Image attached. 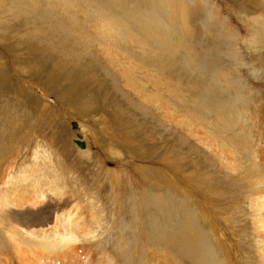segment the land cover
<instances>
[{"label": "rangeland", "instance_id": "1", "mask_svg": "<svg viewBox=\"0 0 264 264\" xmlns=\"http://www.w3.org/2000/svg\"><path fill=\"white\" fill-rule=\"evenodd\" d=\"M150 1L92 0L89 9L84 13L79 12L71 20L73 12L61 11L58 0H0V151H4L0 154V253L4 251L7 254L11 248L9 246H15L12 247L15 249L22 244L21 247L28 248L25 242H36L46 233L57 230L54 227L56 223L50 222L46 226L47 214L53 212L51 216L54 221L55 218L57 222L60 218L59 222L65 221L66 214H69L73 221L76 219L74 222L80 218L86 223L88 235H83L87 237L78 242L79 254L90 251L96 258H103L100 253L105 251L107 258L115 259V255L119 259L117 264H122L124 256L120 253L123 247L128 246V238L130 243L138 246L137 250L143 256L144 247L140 249V245L144 239L140 236L148 234L151 228L147 224L148 215L154 222L157 220V225H164L160 223L164 220L160 212L163 209L144 207V203L159 199L166 208L165 216L170 214L174 217L170 225L172 229L182 230L185 221L190 218L187 224L199 227L213 247L216 244L220 246L223 251L220 258L224 259L227 254V260L232 264H264V229L258 230L257 227L258 223L259 227L262 225L264 219L251 206L258 198L253 192L264 190V182L260 179L261 175L253 176V172L247 179L244 178L248 176L245 169L251 170L250 164H256V159L255 162L250 152L243 154V157L237 153L234 157V130L224 132V125L220 122L215 124L212 116L205 117L206 125L212 127L211 131L199 123L193 125L196 130L186 128L183 125L185 119H177V116L193 115L199 119L203 114L200 111L206 106L205 115L207 112L214 115L219 112L220 108L215 103L207 105L204 99L214 95L212 89L206 93V88H217L211 84L209 71H205L208 72L204 78L199 73L197 63L189 73L181 65L186 58L181 54L177 55L179 60L170 61L175 63L171 69L162 63L167 55L158 53L148 54L146 58L150 62H143L142 68L136 62L135 57L144 52L147 46L150 49L148 52L152 53L159 44L149 37V31L142 24L144 16L151 12ZM255 1L259 5L249 3L250 0H213L220 16L231 21L235 32L234 48L243 57L242 63L236 67L237 84L242 88L241 93L249 98H256L259 91L264 93V0ZM72 11L79 10L75 8ZM88 13H94V16ZM95 17L107 20L108 27H113L114 32L110 36H103L101 24ZM171 18V12L166 7H160L161 25L156 26L167 30L165 21ZM85 19L90 24L83 27ZM77 21L81 24L82 38H89L96 46H85L82 41L74 40L72 26L76 27ZM113 22L122 23L126 32L142 38L130 39L138 45L142 44L140 48L134 51L129 45L121 46L130 53L126 51L127 55H124L114 50V45H101L102 53L97 46L102 42L98 35L114 44L117 26ZM137 23L142 27L138 28ZM60 24L68 27V33L58 35L68 51L66 56H61H65L66 61L78 63L80 60V67L64 71L49 67L48 62L42 60V69L39 70L32 63V60L38 63L42 57L37 50L41 43L35 35L52 42L50 25H54V28ZM193 24L198 32H204L201 25ZM69 28H72V32ZM174 38L172 36L168 42L180 50L181 43ZM207 44L210 47L212 42L207 40ZM29 45H34V49ZM54 47L64 53L63 47ZM209 47L201 53L208 55ZM44 53L52 56L54 51L49 48ZM126 58L131 61L125 63ZM148 62L151 65L147 69L145 65ZM217 62L222 71H229V59H218ZM160 65L165 66V72L160 73L171 81L161 86L165 82L159 79L161 103L155 100L157 90L147 81L150 72L156 71L154 69ZM135 67L136 75L132 76L131 70ZM124 68L127 70L126 77L123 75ZM139 75L140 82L144 85L147 83L144 94L153 95L152 102L143 101L127 87ZM130 76L134 78L131 77L133 81ZM221 103L226 104V100ZM198 104L199 107H196ZM184 105L187 107L182 109ZM231 117L229 114L228 119H224L228 128L232 126L229 121L234 117ZM73 122L77 125L76 130L72 129ZM218 129L222 130L221 135ZM202 131L207 132L210 142L204 140V143L197 136ZM77 135L84 141V149L74 143ZM256 137L252 136L253 139ZM222 146L226 151L221 155ZM20 199L28 203L44 201V204L36 206L41 207L43 214L32 216L19 212L13 208L12 202H19ZM262 202L264 199H261ZM5 204L15 211L10 215L12 218L8 215L2 217L1 207ZM254 220L258 222L256 226ZM78 224L82 226V223ZM39 230L44 232L41 236L30 234ZM80 261L85 262L84 256ZM29 264H35V261Z\"/></svg>", "mask_w": 264, "mask_h": 264}, {"label": "bare ground", "instance_id": "2", "mask_svg": "<svg viewBox=\"0 0 264 264\" xmlns=\"http://www.w3.org/2000/svg\"><path fill=\"white\" fill-rule=\"evenodd\" d=\"M58 1H59L58 3L60 5V7L62 8L61 11L66 12V10H67L68 12H71V13L73 12L71 14V16H72L71 20H74L75 18H73V17H75L79 12L83 11V13H84L87 9H89L88 6H90L92 0H58ZM104 1L105 0H103V2ZM150 2L151 3L149 6H151L150 7L151 12L147 13V15L144 16V20L142 21V24L149 31V37L154 38L156 42H159V44L157 45L158 48L155 51L153 50L154 52L149 53L148 50H150V49L147 46V49L144 52H142L138 57H135L139 68L140 67L142 68L144 66V64L147 62L148 59L146 58V56L148 54L150 55V54L158 53V54H161L164 56L167 55V57L163 59L162 63L165 66L167 65L168 69H171V66L173 68V65H175V63L174 64L172 63L173 61L172 62H170V61L172 59L179 60L177 58V55L181 54L182 56L185 55V57H186L185 62L183 61L181 63V65L183 66L184 69H187V71H189V73L192 72V70H191V69H193L192 67L197 66V63L199 65V69H200L199 73L201 74V76H204V78H205L207 76L206 75L207 72L209 71V73H210L209 75H211L210 81H212L211 84H212V86H216L217 88L208 87V89L206 88V90H207L206 93H210V91L212 89V91L214 92V95H216V97L213 95L212 98L205 97L204 99L208 103L207 105L215 103V105H217L218 108H220L219 112L216 115H214L212 112H207V114L205 115L204 112L207 109V106H206L205 109L200 111V113H203V114H202V116L200 115L199 119H196L194 115L192 117H188V116H186V117L179 116L178 117L177 116V119L179 121L180 120L184 121V119H185L184 124H183V122H180V123L183 124L186 128L188 127V128L196 130V126H193V125L196 123H199L200 125L204 126L207 129L209 128V130H210V128H212V127H208L206 125L208 123L205 121V117H209V116L211 117L212 116L215 120V124L220 122L222 125H224V126H222V128H224V129H222V130H224V132L226 131V133H228V132H232L234 130V137H233L234 138L233 139L234 145L233 146H234V150L236 151V152L234 151V157L237 155V153H239L240 157H243V154L248 155L247 152H250L253 155L252 159L253 160L256 159V161H257L256 162L254 160L256 162V164L254 163V165L250 164L251 170H250V168L245 169L246 174H248V176H246L244 178L247 179L251 175V172H253L254 173L253 176L254 175H257V176L261 175L260 179L263 180L262 182H264V177L262 179V175H264V93L261 94L260 91H259V93L257 92L258 95L256 98H249L246 95H244L243 93H241L242 88H240L239 85L237 84L238 72L236 70V67H237V65L242 63L243 57L239 56L237 54L238 51L236 50V47L234 48V45H235L234 34H235V32H234L232 25L230 23L231 21L229 22L228 19H224L220 16V14L218 13L219 11L216 8L217 7L216 2H213V0H151ZM249 3H253V5H255V6L259 5L256 3L255 0H250ZM80 5H82V9H81ZM33 7H34V5H33ZM160 7H166L172 14V18L169 21H165L168 24L167 25L168 27L166 26L167 30H165V31H164L165 28L162 29L161 27L156 26V24L161 25L162 19H160ZM219 7H220V5H219ZM35 8H33V9H35ZM75 8H77L79 11L78 12L72 11ZM260 8H262V7H257L256 9H260ZM142 12L144 14V10ZM88 14L90 16H94V13H88ZM145 14H146V12H145ZM95 19L97 20L98 23L101 24V29H102L101 33L103 34V36H110L114 32L113 27H111V26L108 27V21L107 20L102 19V18H98V17L97 18L95 17ZM62 20H64V18ZM255 21H256V19H255ZM193 22H196L197 24L201 25L204 29V32H198L196 30V25L193 24ZM65 23H63V24H65ZM87 24L89 25L90 23L87 19H85L83 27H84V25H87ZM137 24H138V28L142 27V25L140 23H137ZM70 25H72V24H70ZM80 25L81 24L78 22V25L76 27L72 26L74 28V32H75L74 33V38H75L74 40L82 41V44H84L85 46H92V45L96 46V43L94 44V42H92L89 38L86 37V40L83 39L84 37L82 38L81 32H80V27H79ZM113 25L117 26L114 44L110 41L103 40L102 36L98 35L102 39V42L97 44V46L99 48L101 47V45H104V46H113L114 45V50H118L119 52H121L124 55H127L128 51L126 50L127 51L126 52L124 48H121V46L125 47L126 45L127 46L129 45L131 48L134 49V51H136L137 48L138 49L140 48L139 46L142 44L138 45V44L132 42L130 39L140 40L142 38L138 39L137 36L126 32L125 27L122 23H119V22L114 23L113 22ZM258 25H260L259 22H258ZM50 26H51V28H49V33L52 36V39H53L52 42H48L46 39L39 38L38 36L35 35V37L38 38L37 40L40 41V43H41V46H39L37 48V50H38V55L41 54L42 57H41L40 61H38V63L35 62L34 60H32L33 58L31 59L33 61L32 63L34 64V66L39 70L42 69L40 67V62L42 60H45L48 62V66L49 67L53 66L54 69L59 68V69L66 71V70H71L72 68H79L80 64H81L80 60H78V63H76V61H73V60H68V61L64 60L65 56L68 52V51H66L67 46H64L65 42H63L58 35L60 33H68L66 31V29L68 27L66 28L65 25H61V24L59 26L56 25L54 28H53L54 25H50ZM35 28H37V27L35 26ZM132 28H134V26ZM69 29L72 32V28H69ZM35 30H37V29H35ZM263 30H264V28H263ZM84 31L85 30H83V32ZM34 32H36V31H34ZM75 35L77 37H75ZM172 36L176 37V39H179V42L181 43V44H179L180 50L178 49L177 46H172L169 44L168 40ZM202 37H203V39H202ZM207 40L212 42V45L210 47L207 44ZM57 41H59L61 44L56 43ZM56 45H59L61 48L63 47L62 50L64 49V53H62L61 51H58V49H56L54 47ZM29 46L34 49V45H29ZM206 47H209L207 50L208 55H204L201 53L202 50ZM49 48L53 49V51H54V53H51L52 56H49V55L44 53V52H48ZM99 50L103 53L101 48ZM61 55H65V56H61ZM114 57L118 58V56H114ZM154 57H155V55H154ZM154 57H152L151 59H154ZM225 58L229 59V61L231 63V67H230L229 71H226L225 69H224V71H222L220 69V64L217 62L218 59L223 60ZM125 60H126L125 63L131 61V59H129V58H126ZM210 60H212V62L208 63V61H210ZM148 61L150 62V59ZM143 62H144V64H143ZM149 62L147 63V65H145V67L147 69L151 65V64H149ZM75 63H76V65H75ZM156 63H157V61H156ZM119 65H120V63H118L117 66H119ZM164 65H162V66L160 65L158 67V69H156L157 67L155 66L156 68L154 70H156V71H151V72L149 71L150 77H149V80H147L148 85H150V83H152V85H150V86L152 88L154 87L157 90L158 94H157V98H155V100H158L160 103L163 100L161 98L162 92H160V87L166 86L167 83L171 82L168 77H166L165 75L160 73L161 71H163V69H164L163 67H165ZM147 66H149V67H147ZM206 66H209V67L206 68ZM135 69H136V67L133 68V70H131V73L133 72L132 76L136 73V72H134ZM175 69H178V68H175ZM139 70H141V69H139ZM206 70H208V71L205 72ZM124 71L125 72L123 73V75L126 77L127 76V70L124 68ZM141 71H140V73H141ZM137 72H139V71H137ZM163 72H165V71H163ZM141 75H144V74L141 73ZM132 76H130V79ZM140 77H141L140 75L138 77L137 76L134 77L135 82L134 83L131 82V84L127 87L129 89H132V91H134L137 95H139L143 101H146L148 103L152 102L153 95L151 96V95H145L144 94L145 85L147 83L144 85L142 82H140ZM134 78H133V80H134ZM160 78H162L165 83H164V85H161L159 87V82H160L159 79ZM171 85H173V84H171ZM169 86H170V84H169ZM247 87H244V88H246V90H248ZM167 90L168 89H166V92H167ZM170 90H171V88H170ZM167 93H169V92H167ZM255 93H256V91L254 92V94ZM202 94H204V93H202ZM173 96H175V95H173ZM178 96H180V95H178ZM206 98H208V99H206ZM224 99L226 100V104L221 103V102H224ZM227 99L229 101H227ZM82 100H84V99H82ZM163 105H164V103H163ZM186 107L187 106L184 105L182 107V109H184ZM196 107H199V104ZM166 111H164V114L168 117ZM229 114L232 117H234L233 120H231V121L228 120L231 123L230 125H232V126H230V128H228L224 124V119L226 117L228 119ZM170 117L174 118V116H170ZM186 128H185V130H187L188 132H192V134L194 133L193 131L188 130ZM212 130H214V129H212ZM220 130L218 129V132H220L219 134L221 135L222 130L221 131ZM261 130H263V131H261ZM77 131H79V129ZM215 131H217V126H216ZM195 133L197 134V132H195ZM226 133H223V134H226ZM213 134L216 135L215 133H213ZM253 135L257 136L256 139L252 138ZM197 136H199L203 142H204V140L206 142L207 141L210 142V140L208 139L206 131L199 132ZM217 137H220V136H217ZM231 145H232V143H231ZM220 148H221L220 154L221 155L225 154L226 149L223 146ZM2 151H0V154H2L4 152V151L3 152ZM258 169H260L261 173L258 172L259 171ZM150 171H151V169H150ZM150 171L148 170L147 172H150ZM147 172H146V174H147ZM143 175L144 174H142V176ZM167 176H168V174H167ZM149 177H151V176L149 175ZM185 179H186V177H185ZM195 181H197V180H195ZM262 182H260V183H262ZM254 183L255 182H253V184ZM263 186H264V183H263ZM252 189L254 190L255 188L253 187ZM253 193L258 198L256 199V201L252 202L251 206H252V208L255 209V212H257L260 215V218L262 217L261 219H264V202L260 203L261 199H264V197L261 196V195L264 196V190H260L258 192H253ZM44 203H45L44 201H35L32 203L31 202L28 203V202L24 201L23 199H20L19 202H17V201L12 202V204L14 206L13 208H16L19 212L21 211V212H24L25 214L27 213V214H30L32 216H36V215L38 216V215L43 214L42 210L40 209L41 207L37 208L36 206H37V204H44ZM26 206H28V207H26ZM29 206L30 207H36V208H30ZM151 206H154L153 208H156L158 210L163 209L160 212L163 213L162 218L164 220L160 221V223H164V225H162V226L157 225L156 224L157 220L154 222L153 218H151V216L148 215L146 217L147 218V224H150L151 228L149 227V233L148 234H141V236H140L141 239H144L140 245V249L144 247L142 249V251H144L143 256H141V253L137 250L138 246L137 245L134 246L133 243H130L129 238H128L127 242L129 244L127 242H125L128 244V246L126 248L123 247L121 249V253H120L124 256V258L121 260L122 264H232V263L228 262L227 254H226V256H224L225 260L223 258H220V254H223L222 253L223 251L221 252L220 246H218V244H216V246L213 247L211 245V243L209 242L210 240L209 239L207 240V238L205 237V233L202 232L201 230H199V227H195V226L193 227V225L190 223H189L190 225L187 224V222L189 221L190 218H187V221H185V227L182 230H175V229H172L170 226L172 224L171 220L174 219V217H172L170 214H167L165 216L164 203L162 201H160L159 199H154L153 201H149V202L144 203V207L146 209H149ZM59 207L61 208V206H59ZM1 208H2V217L4 215H8L9 217H11L10 215H13L15 213V211H12L13 210L12 207L7 205V204L3 205ZM165 211H166V208H165ZM45 213H47V211ZM71 213H74V212H71ZM148 214H150V213L148 212ZM51 215L53 216V212H50V214H47L48 217H46V218L48 219V222H47L46 226L50 222L56 223L54 227H57V230L52 231V233H46V235L44 234L45 237L43 236L44 238L41 237V239L38 238L39 240H37L36 242H25V245L28 248L21 247L22 244L20 245V247L18 246L19 245L18 244L17 245L18 247H16L15 249L12 248L15 246H9L11 248L9 249L7 254L4 253V251H2L3 254L0 253V264H29V262L31 263L32 261H35V264H36V262H39L40 264H66V263H70V262L72 264H117V261L119 260L117 258V256L114 255L115 259L107 258L105 251L101 252L100 254L103 258L106 257V260H103V258H96L92 254V252H90V251H88V252L85 251L87 253L79 254L80 250L78 247V242L81 239H84L87 237V236L83 237V235H88L86 225H85L86 223L81 221L82 219L78 218L77 221L74 222L76 219L73 221L71 215L66 214L67 217H66L65 221L59 222V220L61 219L60 218L61 216H60L59 217L60 219H58V222H57L56 218L54 221L52 219ZM9 217H7V219ZM188 217H190V216H188ZM16 218H19V217H16ZM27 220H28V218H27ZM27 222H30V221H27ZM78 223H82L81 224L82 226H80ZM254 223L256 226V224L258 223L257 220ZM43 224H45V223H43ZM90 224H91V221H90L89 225ZM259 225L260 224L258 223V225H257L258 230H263L264 228H262V227H264V222L262 221V225L260 227H259ZM190 227H192V230H190L191 229ZM46 230H48V229H46ZM46 230H44V231H46ZM42 232H43V230H39L36 232L35 231L31 232L30 234H33V236H41L44 233V232L43 233ZM89 232H90V230H89ZM92 232H93V230H92ZM24 234L28 235V233H24ZM202 237H203V239H202ZM207 237L209 238V236H207ZM205 238H206V240H205ZM145 240H147V241L145 242ZM9 247H7V248H9ZM35 256H36L37 261L34 259ZM81 256H84V259H85L84 263H81V261H80ZM138 257H140V258H138Z\"/></svg>", "mask_w": 264, "mask_h": 264}, {"label": "water", "instance_id": "3", "mask_svg": "<svg viewBox=\"0 0 264 264\" xmlns=\"http://www.w3.org/2000/svg\"><path fill=\"white\" fill-rule=\"evenodd\" d=\"M71 126H72V129H73V130H76L77 125H76L75 122H73V123L71 124ZM77 138H78V139H75V140H74V143H75L80 149H84V148H85V143H84V141L81 140V136H80V135H77Z\"/></svg>", "mask_w": 264, "mask_h": 264}]
</instances>
